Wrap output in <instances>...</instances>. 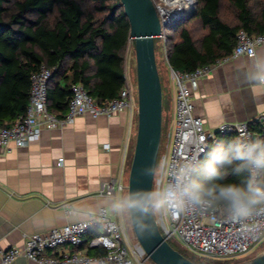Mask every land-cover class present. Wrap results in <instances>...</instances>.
I'll list each match as a JSON object with an SVG mask.
<instances>
[{"label":"trees","instance_id":"1","mask_svg":"<svg viewBox=\"0 0 264 264\" xmlns=\"http://www.w3.org/2000/svg\"><path fill=\"white\" fill-rule=\"evenodd\" d=\"M191 19L197 23V36L188 22L165 26L171 41L165 62L174 70L193 71L228 56L240 29L264 33V0H198ZM129 41L119 0H0V126L24 114L30 77L41 64L54 68L47 110L57 117L66 113L72 84H81L98 104L115 98L125 83ZM254 130L264 136L263 126ZM233 135H218V142ZM168 244L178 251L176 242ZM178 252L195 264L237 261L196 259ZM98 253L104 250L94 251Z\"/></svg>","mask_w":264,"mask_h":264},{"label":"built area","instance_id":"2","mask_svg":"<svg viewBox=\"0 0 264 264\" xmlns=\"http://www.w3.org/2000/svg\"><path fill=\"white\" fill-rule=\"evenodd\" d=\"M161 20H166L167 24L173 22L166 16ZM160 42L164 44L165 59L164 29ZM257 42L264 43V33L248 34L240 29L235 34V45L228 56L189 72L168 67L173 95L164 155L173 159L185 158L194 152L202 153L208 146L218 143V135H236L240 129L258 133L254 130V126L264 127L263 111L251 120L222 123L215 130L207 131L203 128L202 119L195 116L192 101L199 80L209 74L215 65L230 58L250 57L252 53L248 49ZM53 70L54 68H47L41 64L31 75L24 114L12 123L0 126V152H8L11 147H27L39 139L43 130L63 128L83 115L95 118L110 117L120 112L128 114L137 112L135 91L124 74L125 83L118 95L102 104H98L81 84H72L66 113L62 117H57L47 110V85ZM61 162L62 158H59L57 165ZM160 181L161 177L157 173L152 183L159 184ZM124 183L121 180H112L104 184V189L109 194L126 191V183ZM101 211L106 213L107 207H99L94 212ZM156 224L166 242L180 243L182 249L196 259L238 260L252 253L254 247L264 239L247 236L241 226L226 222L218 215H178L173 218L158 219ZM61 246L69 249L53 252ZM87 248L96 251L103 249L104 253L88 255ZM19 257L35 264H150L151 262L136 238L132 240L129 237L118 219H113L111 222H95L88 226L68 223L42 233L25 234L22 245L0 251L1 264H11Z\"/></svg>","mask_w":264,"mask_h":264},{"label":"crops","instance_id":"3","mask_svg":"<svg viewBox=\"0 0 264 264\" xmlns=\"http://www.w3.org/2000/svg\"><path fill=\"white\" fill-rule=\"evenodd\" d=\"M248 58L225 60L199 80L192 101L194 114L202 119L205 130H215L222 123L245 122L264 111V89L254 88L244 79ZM124 74L130 82V67L125 64ZM167 90L171 119V84ZM135 119L134 113L126 112L110 117L83 115L63 128L43 130L27 147L0 152V251L22 245L25 234L70 223L56 217L73 203L93 212L107 207L100 194L105 191L104 184L126 181ZM59 158L62 162L57 165ZM68 249L61 246L53 252ZM94 251L86 249L88 255L93 256ZM11 264L35 263L19 257Z\"/></svg>","mask_w":264,"mask_h":264},{"label":"clouds","instance_id":"4","mask_svg":"<svg viewBox=\"0 0 264 264\" xmlns=\"http://www.w3.org/2000/svg\"><path fill=\"white\" fill-rule=\"evenodd\" d=\"M248 51L252 55L244 79L252 87L264 89V45L254 43ZM157 173L159 184L101 193L107 200L106 213L73 203L56 219L88 226L126 216L137 235L149 239L155 235L158 219L218 215L241 226L247 236L264 238V136L240 129L202 153L175 159L160 155L139 169V175L149 181Z\"/></svg>","mask_w":264,"mask_h":264},{"label":"water","instance_id":"5","mask_svg":"<svg viewBox=\"0 0 264 264\" xmlns=\"http://www.w3.org/2000/svg\"><path fill=\"white\" fill-rule=\"evenodd\" d=\"M119 4L129 24V40L135 60L137 99L136 131L127 175V190L129 187H147L153 182V178L149 181L140 176L139 169L157 157L159 151L162 124V89L156 66L155 51L167 22L161 20L164 15L159 13L152 0H119ZM193 12L194 9L189 14ZM131 228L137 242L153 264H195L164 240L157 224L155 235L149 239H142L137 235L132 225ZM235 264H264V250Z\"/></svg>","mask_w":264,"mask_h":264},{"label":"rangeland","instance_id":"6","mask_svg":"<svg viewBox=\"0 0 264 264\" xmlns=\"http://www.w3.org/2000/svg\"><path fill=\"white\" fill-rule=\"evenodd\" d=\"M153 1L155 2V5H157L159 7H162L164 9H166V10H168L170 8L163 0H153ZM197 1L198 0H195L194 12L196 10ZM223 4H225V3H223ZM194 12L192 14H189V15H186V16L184 15L181 18L173 20V22H175V23L188 22V26L191 28L193 34L195 33L194 35L197 36V34H198V31H196L197 23L194 22L191 19V16L194 14ZM164 35H165V37L169 35L168 28H166V27H165V30H164ZM166 40H167L166 41V47H169L171 41H170V39H167V37H166ZM163 48H164V44L159 42L158 43V47H157V49L155 51L156 66H157V71H158V75H159V79H160V83H161L162 95H163L161 139H160L158 156L164 155L165 146H166V142H167L166 132H167V129H168V125L170 123V118H169L170 116H169V111H168L169 110V106H168L169 104L167 102V97H168L167 87H168V84L172 85L171 79H170V76H169V70H167L168 69V65L166 64L165 59H164V55H163ZM124 58H125L124 64L128 65L130 67V71H131L130 83L132 84V88H133V90L135 91V94H136L135 60H134V52L132 50L130 41L128 42L126 50L124 52ZM130 161H131V159H130ZM129 165H130V162H129ZM129 165H128V168L125 170V180L126 181H127ZM126 181H124V182L127 185ZM118 220L123 224V226H124L126 232L128 233L129 237L132 240H134L135 236L133 234L129 218L126 217V216H122V220H120V219H118ZM174 246H175V248L178 251H180L182 253H185V251L180 246V243L176 242V244H174ZM263 250H264V239L261 241L260 244H258L257 246L254 247V249L252 250V253H250L248 256H246L244 258L238 259L237 261H233V263H231V264H235V263H239V262L245 261V260L257 255L258 253H260ZM150 264H152V263L150 262Z\"/></svg>","mask_w":264,"mask_h":264},{"label":"bare ground","instance_id":"7","mask_svg":"<svg viewBox=\"0 0 264 264\" xmlns=\"http://www.w3.org/2000/svg\"><path fill=\"white\" fill-rule=\"evenodd\" d=\"M170 8L159 7V13L171 20L188 15L194 9L195 0H163Z\"/></svg>","mask_w":264,"mask_h":264}]
</instances>
